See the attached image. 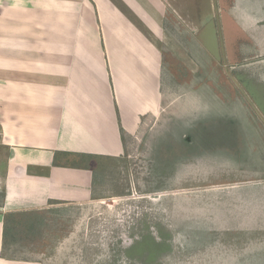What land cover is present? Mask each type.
<instances>
[{
    "label": "rangeland",
    "instance_id": "1",
    "mask_svg": "<svg viewBox=\"0 0 264 264\" xmlns=\"http://www.w3.org/2000/svg\"><path fill=\"white\" fill-rule=\"evenodd\" d=\"M172 4L157 32L129 16L141 44L112 38L132 57L160 49V86L118 92L145 104L120 129L122 154L73 160L96 170L95 196L32 228L46 264H264V0Z\"/></svg>",
    "mask_w": 264,
    "mask_h": 264
},
{
    "label": "crops",
    "instance_id": "2",
    "mask_svg": "<svg viewBox=\"0 0 264 264\" xmlns=\"http://www.w3.org/2000/svg\"><path fill=\"white\" fill-rule=\"evenodd\" d=\"M41 1L40 16L50 4L53 18L35 22L26 2L0 0V264H46L27 237L32 228L51 211L93 201L96 170L73 160L122 154L120 129L145 104L129 106L118 92L151 91L161 79L160 49L132 57L112 38L141 44L129 16L157 32L173 9L172 0Z\"/></svg>",
    "mask_w": 264,
    "mask_h": 264
}]
</instances>
